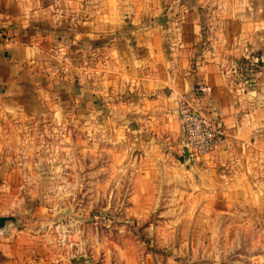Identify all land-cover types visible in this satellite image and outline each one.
<instances>
[{
	"label": "rangeland",
	"instance_id": "rangeland-1",
	"mask_svg": "<svg viewBox=\"0 0 264 264\" xmlns=\"http://www.w3.org/2000/svg\"><path fill=\"white\" fill-rule=\"evenodd\" d=\"M86 1L124 27L103 72L213 65L258 129L250 147L225 141L198 163L176 155L136 184L147 164L139 147L130 154L123 105L72 95L63 126L52 113L14 119L0 143V216L15 218L0 230V264H264V0ZM74 56L77 90L95 64Z\"/></svg>",
	"mask_w": 264,
	"mask_h": 264
},
{
	"label": "crops",
	"instance_id": "crops-1",
	"mask_svg": "<svg viewBox=\"0 0 264 264\" xmlns=\"http://www.w3.org/2000/svg\"><path fill=\"white\" fill-rule=\"evenodd\" d=\"M86 2L81 0L76 5L73 0H0V143L4 142V128L14 119H35L39 112L52 113L53 122L63 126L64 119H59V114L69 107L72 95L81 106L89 100L93 106L103 100L107 106L123 105L130 154L139 147L141 160L147 164L135 171V182L141 184L145 178L153 180L161 175L182 152L177 100L186 93L191 101L196 98L194 104L205 112L215 109L223 113L227 144L236 139L237 144L251 146L250 139L258 128L250 114L244 117L241 112L247 102L235 96L225 75L213 65L201 66L203 72L199 74L165 72L161 65L154 74L103 72L100 58H116L118 39L112 36L124 27L113 24V10L104 14L87 10L89 6H82ZM73 5H79L81 10H73ZM143 41L150 44L147 39ZM123 43L128 46V40ZM74 55L95 64L92 75L84 73L74 80L81 81L80 90L71 85L69 64ZM199 84L209 86L211 91L196 92L194 85ZM89 86L92 90H87ZM122 92L125 96L120 100ZM216 156L220 159L227 155L220 151Z\"/></svg>",
	"mask_w": 264,
	"mask_h": 264
},
{
	"label": "built area",
	"instance_id": "built-area-1",
	"mask_svg": "<svg viewBox=\"0 0 264 264\" xmlns=\"http://www.w3.org/2000/svg\"><path fill=\"white\" fill-rule=\"evenodd\" d=\"M196 92L209 93L211 88L199 84L194 88ZM221 111L213 109L205 112L192 103L191 97L183 93L177 100V120L181 137V153L187 148L191 162L198 163L216 150L224 141L226 133L222 124ZM232 143H235L233 141ZM244 148L245 144L242 143Z\"/></svg>",
	"mask_w": 264,
	"mask_h": 264
},
{
	"label": "water",
	"instance_id": "water-1",
	"mask_svg": "<svg viewBox=\"0 0 264 264\" xmlns=\"http://www.w3.org/2000/svg\"><path fill=\"white\" fill-rule=\"evenodd\" d=\"M190 160L189 158V152L187 148L183 149V161L185 163H188ZM15 221V218L13 216H0V230L4 229L8 222Z\"/></svg>",
	"mask_w": 264,
	"mask_h": 264
},
{
	"label": "trees",
	"instance_id": "trees-1",
	"mask_svg": "<svg viewBox=\"0 0 264 264\" xmlns=\"http://www.w3.org/2000/svg\"><path fill=\"white\" fill-rule=\"evenodd\" d=\"M179 159L183 161V154L182 153L180 154V158Z\"/></svg>",
	"mask_w": 264,
	"mask_h": 264
}]
</instances>
